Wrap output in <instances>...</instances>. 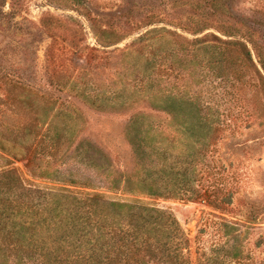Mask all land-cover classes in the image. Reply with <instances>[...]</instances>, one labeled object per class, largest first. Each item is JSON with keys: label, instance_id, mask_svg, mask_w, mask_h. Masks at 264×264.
Here are the masks:
<instances>
[{"label": "rangeland", "instance_id": "rangeland-1", "mask_svg": "<svg viewBox=\"0 0 264 264\" xmlns=\"http://www.w3.org/2000/svg\"><path fill=\"white\" fill-rule=\"evenodd\" d=\"M169 30L208 44L239 39L261 76L250 69L244 84L231 89L210 69L198 76L199 66L185 54L170 76L169 56L143 66L154 47L138 37L169 40ZM258 60L264 62V0H0V175L15 170L18 182L35 191L65 187L138 201L171 213L192 258L197 245L206 255L223 247L248 255L246 264H264V69ZM222 66L231 71L230 63ZM169 88L189 96L199 91V115L187 114L189 103L167 111L143 92L151 97L160 89L159 97ZM45 113L55 114L64 129L54 156L43 153ZM148 127L153 143H161L157 153L143 147ZM198 128L206 145L201 160L185 170L186 163L175 162L181 144L163 147ZM184 170L191 181L182 186ZM52 171L70 172L90 186L59 183ZM151 171L168 179L151 184L145 178ZM148 184L160 194L148 195Z\"/></svg>", "mask_w": 264, "mask_h": 264}, {"label": "trees", "instance_id": "trees-1", "mask_svg": "<svg viewBox=\"0 0 264 264\" xmlns=\"http://www.w3.org/2000/svg\"><path fill=\"white\" fill-rule=\"evenodd\" d=\"M137 40L145 41L149 49L154 47L151 57L144 61L143 66L161 62L169 56V76L174 72L173 64L180 54L191 56L188 60L190 64L200 68L198 76L205 77V70L210 69L216 78L219 77L220 85H229L231 89H238L239 85L244 84V76L250 69L257 76H261L252 61L249 49L239 39L222 41L216 38L217 43L208 44L195 39L188 41L169 30V40L158 42L153 37H138ZM199 43L201 45L197 46ZM162 50L163 53L160 52ZM227 63L232 65L230 72L222 66ZM258 63L264 69V62L258 60ZM241 70L246 72L242 74ZM152 89L151 85L148 90ZM143 92L152 100L163 101L167 111L177 109L172 106L174 103H181L178 108L189 103L187 114H191V117L195 113L199 115L201 109L199 104L195 103H203L199 91L189 96L186 91L169 88V93L159 97L157 96L161 92L160 89L151 97L147 91ZM53 117L56 115L53 114L50 118L45 113L43 119V153L48 156L56 154L55 146L64 132L63 128L56 126ZM133 119V122H136V118ZM146 129L149 135L148 141L142 138L143 147L148 145L151 147V153H157L161 143H153L156 139L150 134V127ZM200 131L201 128H198L189 135L183 134L175 140L176 143L163 147V150L167 151V148L175 149L181 144L180 152L175 155V162L186 163L188 167H185V170L201 160L200 154L204 151L206 143L205 133ZM185 170L179 175V183L182 186L191 181V178L185 175ZM51 174L59 183L90 186L87 181L80 183L74 179L70 172L65 174L52 171ZM175 176L178 177L177 172ZM145 178L151 180V184L156 178L168 179L162 175L153 177L152 171ZM18 180L20 176L15 170H8L0 175V264H246L243 259L248 255L243 257L239 251H230L223 247L206 255L197 245L192 258L187 250L186 234L171 213L164 210L138 201L112 200L98 193L75 192L65 187H46L45 191H35ZM151 184L145 187L149 192L147 194H160L156 189H152ZM3 186L7 188L1 190ZM137 186L136 188L144 190L142 184ZM108 189L118 188L112 186ZM124 189L133 190L129 187H123ZM12 190L15 192H11ZM18 190L21 191L17 192ZM203 193L205 198L209 197L207 191ZM198 198L199 194L193 200Z\"/></svg>", "mask_w": 264, "mask_h": 264}]
</instances>
